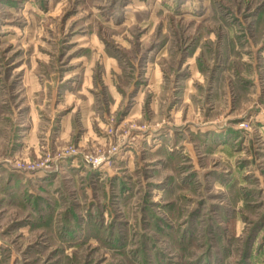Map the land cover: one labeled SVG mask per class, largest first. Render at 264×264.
Returning <instances> with one entry per match:
<instances>
[{"label":"rangeland","instance_id":"rangeland-1","mask_svg":"<svg viewBox=\"0 0 264 264\" xmlns=\"http://www.w3.org/2000/svg\"><path fill=\"white\" fill-rule=\"evenodd\" d=\"M0 264H264V0H0Z\"/></svg>","mask_w":264,"mask_h":264}]
</instances>
